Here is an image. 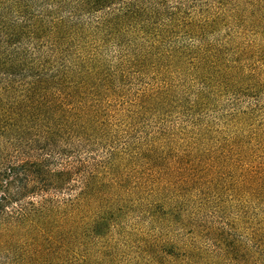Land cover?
I'll list each match as a JSON object with an SVG mask.
<instances>
[{
	"label": "trees",
	"instance_id": "1",
	"mask_svg": "<svg viewBox=\"0 0 264 264\" xmlns=\"http://www.w3.org/2000/svg\"><path fill=\"white\" fill-rule=\"evenodd\" d=\"M264 264V0H0V264Z\"/></svg>",
	"mask_w": 264,
	"mask_h": 264
},
{
	"label": "rangeland",
	"instance_id": "2",
	"mask_svg": "<svg viewBox=\"0 0 264 264\" xmlns=\"http://www.w3.org/2000/svg\"><path fill=\"white\" fill-rule=\"evenodd\" d=\"M138 264H161L162 257L160 254L155 255L153 257H140L137 260Z\"/></svg>",
	"mask_w": 264,
	"mask_h": 264
}]
</instances>
